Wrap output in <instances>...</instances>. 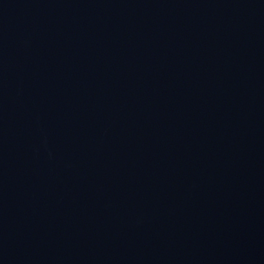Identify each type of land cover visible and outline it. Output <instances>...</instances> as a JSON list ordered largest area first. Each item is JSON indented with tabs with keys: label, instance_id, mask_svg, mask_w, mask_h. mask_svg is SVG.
<instances>
[{
	"label": "water",
	"instance_id": "1",
	"mask_svg": "<svg viewBox=\"0 0 264 264\" xmlns=\"http://www.w3.org/2000/svg\"><path fill=\"white\" fill-rule=\"evenodd\" d=\"M0 264H264V0H0Z\"/></svg>",
	"mask_w": 264,
	"mask_h": 264
}]
</instances>
